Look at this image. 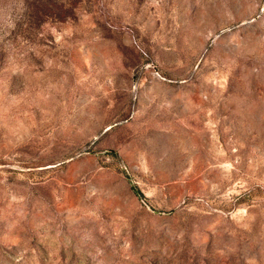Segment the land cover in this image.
<instances>
[{"label":"rangeland","instance_id":"374dc122","mask_svg":"<svg viewBox=\"0 0 264 264\" xmlns=\"http://www.w3.org/2000/svg\"><path fill=\"white\" fill-rule=\"evenodd\" d=\"M0 264H264V0H0Z\"/></svg>","mask_w":264,"mask_h":264}]
</instances>
